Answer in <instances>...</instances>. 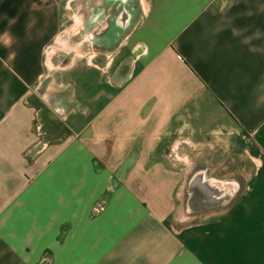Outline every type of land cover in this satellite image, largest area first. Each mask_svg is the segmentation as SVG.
Returning a JSON list of instances; mask_svg holds the SVG:
<instances>
[{
  "label": "crops",
  "instance_id": "0c3cea01",
  "mask_svg": "<svg viewBox=\"0 0 264 264\" xmlns=\"http://www.w3.org/2000/svg\"><path fill=\"white\" fill-rule=\"evenodd\" d=\"M0 114V264H264V0H0Z\"/></svg>",
  "mask_w": 264,
  "mask_h": 264
},
{
  "label": "water",
  "instance_id": "95a60500",
  "mask_svg": "<svg viewBox=\"0 0 264 264\" xmlns=\"http://www.w3.org/2000/svg\"><path fill=\"white\" fill-rule=\"evenodd\" d=\"M126 11L125 8L123 13ZM231 181V177L216 173L208 160L197 165L186 182L183 205L185 217L196 218L230 207L242 191L241 184L235 189H230Z\"/></svg>",
  "mask_w": 264,
  "mask_h": 264
},
{
  "label": "trees",
  "instance_id": "16d2710c",
  "mask_svg": "<svg viewBox=\"0 0 264 264\" xmlns=\"http://www.w3.org/2000/svg\"><path fill=\"white\" fill-rule=\"evenodd\" d=\"M0 119H1V114H0ZM227 160H229V163L232 161V160L230 161L229 158ZM232 164L234 165V168H233L234 170L240 169V166L243 169V166L245 164V161L244 160H240V161H236L235 163H232Z\"/></svg>",
  "mask_w": 264,
  "mask_h": 264
},
{
  "label": "rangeland",
  "instance_id": "374dc122",
  "mask_svg": "<svg viewBox=\"0 0 264 264\" xmlns=\"http://www.w3.org/2000/svg\"><path fill=\"white\" fill-rule=\"evenodd\" d=\"M219 155H220L219 153H216V154L214 155V159H215L216 161L219 160ZM235 155H236V154H235ZM235 158H236V159H235L236 161H240V160H244V161H245V159H246V158H244L242 155H236Z\"/></svg>",
  "mask_w": 264,
  "mask_h": 264
}]
</instances>
